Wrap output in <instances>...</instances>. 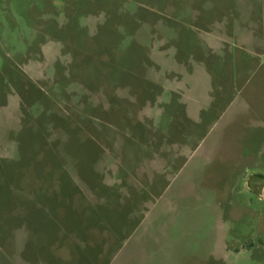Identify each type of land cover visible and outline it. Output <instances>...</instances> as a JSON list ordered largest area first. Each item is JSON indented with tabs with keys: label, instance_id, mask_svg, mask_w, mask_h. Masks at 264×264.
<instances>
[{
	"label": "rangeland",
	"instance_id": "1",
	"mask_svg": "<svg viewBox=\"0 0 264 264\" xmlns=\"http://www.w3.org/2000/svg\"><path fill=\"white\" fill-rule=\"evenodd\" d=\"M264 0H0V264H264Z\"/></svg>",
	"mask_w": 264,
	"mask_h": 264
},
{
	"label": "water",
	"instance_id": "2",
	"mask_svg": "<svg viewBox=\"0 0 264 264\" xmlns=\"http://www.w3.org/2000/svg\"><path fill=\"white\" fill-rule=\"evenodd\" d=\"M250 187L254 189L259 194L263 193L264 188V178L260 176H252L248 181Z\"/></svg>",
	"mask_w": 264,
	"mask_h": 264
}]
</instances>
